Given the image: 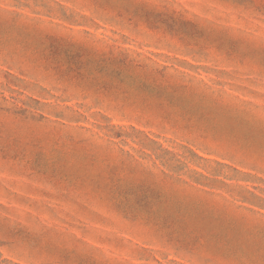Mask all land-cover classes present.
Instances as JSON below:
<instances>
[{"label": "rangeland", "instance_id": "1", "mask_svg": "<svg viewBox=\"0 0 264 264\" xmlns=\"http://www.w3.org/2000/svg\"><path fill=\"white\" fill-rule=\"evenodd\" d=\"M0 264H264V0H0Z\"/></svg>", "mask_w": 264, "mask_h": 264}]
</instances>
